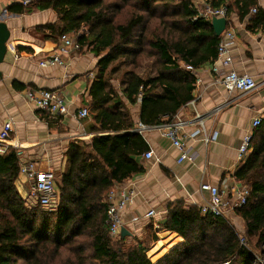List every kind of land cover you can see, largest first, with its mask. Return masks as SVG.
<instances>
[{"label": "trees", "instance_id": "obj_1", "mask_svg": "<svg viewBox=\"0 0 264 264\" xmlns=\"http://www.w3.org/2000/svg\"><path fill=\"white\" fill-rule=\"evenodd\" d=\"M121 1L134 10L121 24L115 20L120 8L108 6L106 0L31 4L57 15V22L47 29L58 36L77 33L81 47L99 57L98 79L89 91L98 135L90 151L85 145L70 146L67 169L56 179L55 210L28 203L19 194L15 183L21 161L16 151L0 156V264H254L258 259L254 249L264 247V120L253 131L251 153L235 173L237 181L250 189L246 203L235 213L244 222L246 236L256 240L254 248L244 238L241 244L239 232L225 217L202 216L196 207L178 205L170 208L161 226L183 241L156 262L148 256L146 241L136 239L124 248L128 237L113 239L108 233L107 193L115 183L143 172L137 158L148 149L143 137L132 131L134 123L106 77L116 71L110 66L121 60L133 65L145 46L154 51L155 76L126 71L120 84L130 104H141L140 122L159 126L193 99L194 78L183 66L195 70L214 61L220 41L191 0ZM152 4L171 18L163 35L145 34L149 16H154ZM207 4L212 9L225 7L227 16L235 11L240 19L248 17L250 30L264 27V11L257 0H206ZM15 12L23 13V8ZM18 85L14 86L24 89Z\"/></svg>", "mask_w": 264, "mask_h": 264}, {"label": "crops", "instance_id": "obj_2", "mask_svg": "<svg viewBox=\"0 0 264 264\" xmlns=\"http://www.w3.org/2000/svg\"><path fill=\"white\" fill-rule=\"evenodd\" d=\"M191 1L199 11L206 5V0ZM257 4L264 11V0H257ZM20 8H23V13H16L15 10ZM254 13L252 10L251 15ZM0 20L6 23L10 31L8 51L0 65V130L7 122L13 125L7 151L18 153L21 168L52 171L56 186V179L67 169L70 146L85 145L90 151L92 139L98 135V126L92 118L89 91L98 79L99 57L81 47L79 52L61 56L64 65L42 67L40 63L58 52L59 48L58 34L46 28L57 22L55 12L51 9L37 10L31 5L22 6L12 0H0ZM249 21L248 17L240 19L235 11L226 16L225 30L232 31L235 36L230 45L232 65L224 68L216 57L194 72L189 71L194 78L193 99L166 120V123L175 119L188 121L185 132L189 133L198 126L194 119L199 115L205 135H213L214 140L206 145L203 142L204 134L186 140L185 146L190 154L195 153V158L193 161L186 159L178 163L180 151L162 135L161 128H152L140 134L148 147L145 153L153 152L150 159L144 157L145 153L137 158L143 172L122 183H115L109 190L129 187L134 192L123 218L126 229L133 237H140L152 229L156 233L157 242L160 236H163L162 239H174L172 249L183 241L182 237L166 232L161 226L172 206L199 209L209 196L200 190L203 183L220 188L240 184L235 173L251 152L241 162L238 149L243 137L251 131L252 120L256 117L264 120V27L250 30ZM66 34L77 41L78 34ZM215 66L219 74L213 72ZM229 70L251 75L259 87L251 93L223 91L217 86V79ZM196 79L200 81L199 84H196ZM15 84L24 89L16 88ZM111 86L123 102L122 110L134 123V132L141 123V104H130L121 91V84L116 89ZM42 90L55 91L65 97L69 103L68 113L54 116L37 109L26 94ZM81 109L89 110L86 118L78 116ZM21 168L15 185L25 200L30 193L31 182L21 173ZM150 210L155 215L145 217ZM135 217L138 221L133 222ZM225 219L231 225H244L235 210H230Z\"/></svg>", "mask_w": 264, "mask_h": 264}, {"label": "built area", "instance_id": "obj_3", "mask_svg": "<svg viewBox=\"0 0 264 264\" xmlns=\"http://www.w3.org/2000/svg\"><path fill=\"white\" fill-rule=\"evenodd\" d=\"M14 3H18L22 6L31 5L34 0H12ZM199 10V9H198ZM201 17L210 21L212 17L225 18L227 16V10L225 7L218 9H212L208 4L200 11ZM234 34L230 30H224L220 35V41L217 48V61L219 64L227 68L232 65V56L230 52V45L233 43ZM81 45L68 34H62L59 36V48L58 52L45 58L40 63L42 67L48 65H64L61 58L62 55H66L70 52H79ZM185 69L190 72H194V69L190 65H185ZM215 74H219L217 66L212 68ZM199 80L196 79V84H199ZM217 86L223 91L232 92L240 91L242 93H251L255 91L259 85L255 81L254 77L246 73H238L233 70H229L222 74L217 79ZM27 99L37 108L48 112L51 115L59 116L65 115L69 110V103L60 93L49 90H42L39 93L27 92ZM193 103V102H192ZM89 115L88 109H81L78 113L80 118H86ZM198 126L191 132L186 133L189 122L181 119H175L171 122L165 123L160 126H146L139 123L134 132L143 134L144 132L152 128H161L162 135L171 141V144L180 151V156L177 160L178 163L188 159L193 161L195 153L190 154L185 146V141L188 139H196L199 135L204 134L202 119L199 115H196L194 119ZM262 123L261 117H256L251 122V131L248 132L242 139L240 147L238 149V159L243 162L248 154L251 152V141L253 131ZM13 133V125L11 122L5 123L0 130V155H3L7 151V142ZM214 136L203 137V142L208 145L214 140ZM145 158L150 159L153 157V152L148 151L144 155ZM21 173L24 174L27 179L30 180L31 190L25 197V201L35 204L46 210H55L58 205V192L55 186V174L52 171H37L32 167H22ZM202 192L208 193V200L199 207V212L202 216L212 215L213 217H225L230 210H235L246 203L250 194V189L247 186L240 184L226 185L223 188L213 186L207 183L200 185ZM134 192L129 187L121 189L111 190L106 198L107 202V231L113 239H116L121 234V229L126 227L124 223V214L129 203L132 200ZM155 215L153 210H150L145 217L150 218ZM133 222L138 221L135 217ZM241 244H245L244 239L241 237ZM222 264H229L228 262Z\"/></svg>", "mask_w": 264, "mask_h": 264}, {"label": "rangeland", "instance_id": "obj_4", "mask_svg": "<svg viewBox=\"0 0 264 264\" xmlns=\"http://www.w3.org/2000/svg\"><path fill=\"white\" fill-rule=\"evenodd\" d=\"M106 1L108 6L116 5V7L120 8L115 18L116 22L119 24L124 23L134 11L129 5H124L121 0H106ZM154 6L155 4H152V10H154ZM163 14H165V12H161L160 8L154 10V13L152 14L154 16L152 17L149 16L147 30L145 34L148 35L151 33H155L157 35H163L167 32V27L171 21V18H169V16H163ZM140 32L141 31H137L138 34ZM153 52L154 51H152L148 46H145L143 53L138 56L136 62L133 65L129 63L123 64L122 60L113 63L109 69L115 68L116 71L107 75L110 84H112L115 87V89L118 88V85L121 83L122 74L126 71H134L135 73L140 74L143 77L156 75L157 60L153 56ZM233 226L239 232L240 236L246 239L248 246L254 248L256 240L254 238H249L246 236L245 225H233ZM146 227L147 226H145V229ZM154 236H155L154 232L147 231L146 233L141 234L140 236L141 238L138 237L137 235L134 237L133 236L128 237L127 241L124 244V248L133 245L136 242V239L144 240L146 241V244H148L150 248L148 255L151 256L150 259L153 262H155L159 257L163 256L164 254L166 255L169 251H171L170 250L171 244L174 243V239L173 240L171 238L162 239L163 236H160L159 241L155 242L153 241ZM81 241H86V239ZM254 252L258 256V259L255 261L254 264L264 262V247L263 246L257 247L254 249Z\"/></svg>", "mask_w": 264, "mask_h": 264}, {"label": "water", "instance_id": "obj_5", "mask_svg": "<svg viewBox=\"0 0 264 264\" xmlns=\"http://www.w3.org/2000/svg\"><path fill=\"white\" fill-rule=\"evenodd\" d=\"M226 19L225 18H217V17H212L211 20V25L212 28L215 32V35L217 37H220L222 32L226 28ZM10 38V31L6 25L5 22L0 20V65L4 62V59L6 57L7 51H8V40ZM2 77V73L0 71V78ZM121 237H126V236H132V233L126 229V227H123L121 229Z\"/></svg>", "mask_w": 264, "mask_h": 264}]
</instances>
